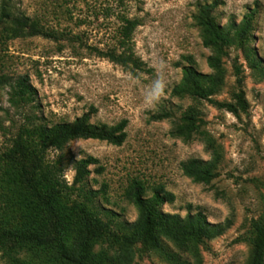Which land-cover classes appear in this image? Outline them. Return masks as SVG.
<instances>
[{
	"label": "rangeland",
	"instance_id": "rangeland-1",
	"mask_svg": "<svg viewBox=\"0 0 264 264\" xmlns=\"http://www.w3.org/2000/svg\"><path fill=\"white\" fill-rule=\"evenodd\" d=\"M213 1L219 24L238 22L246 12L255 11L245 46L255 52L259 66H249L243 47L227 48L224 83L212 96L219 101L230 99L239 87L233 64L239 65L248 108L236 114L206 100L171 94L183 65L210 71L209 50L192 15L197 5ZM2 4L12 15L27 16L53 35L0 37V177L5 176L3 154L28 116L48 125L89 111L93 123L112 125L125 119L126 137L120 145L91 138L66 145L63 177L67 183L74 175V160L96 157L98 163L89 165L90 173L81 185L82 190L100 191L88 205L101 216L110 210L127 222L137 215L124 197L128 182L141 180L146 196L153 186L162 184L174 195L172 202L161 206L162 211L183 216L187 210H201L209 222L231 220L221 235L200 244L201 264H248L252 222L264 223V0H0ZM124 17L139 22L130 49L142 61V69L133 71L98 53L119 51ZM19 76H27L35 99L14 107L8 101V83ZM189 106L198 111L199 130L220 151L216 174L208 184L192 181L181 170V163L188 159L210 158L199 136L183 141L169 132ZM163 109L171 112L169 118L152 119ZM56 154L50 150L48 156ZM97 166L102 169L97 171ZM1 192L11 195L6 189ZM82 193L75 190L71 197L81 200ZM1 203L7 227L18 226V205ZM15 255L0 248V264H14ZM132 264L170 263L159 252L137 245Z\"/></svg>",
	"mask_w": 264,
	"mask_h": 264
},
{
	"label": "trees",
	"instance_id": "trees-1",
	"mask_svg": "<svg viewBox=\"0 0 264 264\" xmlns=\"http://www.w3.org/2000/svg\"><path fill=\"white\" fill-rule=\"evenodd\" d=\"M123 3L124 0H118ZM216 3L197 5L192 15L202 44L209 50L206 58L208 72L197 70L191 63L181 67L182 75L172 88L173 96H189L194 100H206L217 108L236 114L248 108L243 89L241 68L233 64V74L238 89L227 101L212 96L224 83V55L231 46H241L251 68L259 66L255 52L245 46L252 29L255 11L246 12L235 22L229 20L219 24L213 14ZM136 18H123L119 29V51H99L101 56L123 66L142 69V61L130 49L131 37L138 25ZM41 35L52 37L35 20L23 15H12L5 4L0 6V37L14 39ZM190 62V57L186 58ZM9 84L8 101L14 107L31 104L35 99V88L27 76H19ZM169 110H161L152 119L169 118ZM33 116L19 127L11 146L3 154L6 164L0 177V189L11 195L0 193L1 204H17L20 210L19 225L7 227L3 207L0 205V248L4 252L22 257H12L14 264H132L137 245L155 250L170 264H201L200 244L221 235L231 225L230 218L221 222H209L201 210H187L185 215L161 210L174 195L162 184L152 187L145 195V186L137 178L131 179L124 189V197L137 211L131 222L116 218L107 211L104 216L91 204L99 190H82L81 185L90 173L89 165L98 163L91 155L73 161L74 175L70 184L63 177L66 145L76 139H97L120 145L126 137L127 121L121 119L112 125L90 122V111L71 121L46 124ZM1 128V124H0ZM173 137L190 141L195 136L210 151L208 160L188 159L181 163L183 175L197 183L208 184L215 176L219 162V148L212 138L199 130L198 111L189 106L170 129ZM205 136V137H204ZM55 150V157L48 156ZM101 166L96 170L100 171ZM77 190L83 199L72 198ZM252 239L248 264H264V223L252 222ZM10 256V255H9Z\"/></svg>",
	"mask_w": 264,
	"mask_h": 264
}]
</instances>
